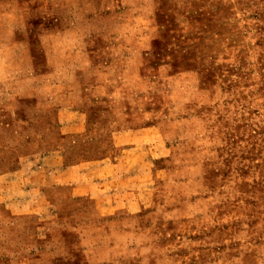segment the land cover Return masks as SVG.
<instances>
[{
  "label": "rangeland",
  "instance_id": "obj_1",
  "mask_svg": "<svg viewBox=\"0 0 264 264\" xmlns=\"http://www.w3.org/2000/svg\"><path fill=\"white\" fill-rule=\"evenodd\" d=\"M0 264H264V0H0Z\"/></svg>",
  "mask_w": 264,
  "mask_h": 264
}]
</instances>
